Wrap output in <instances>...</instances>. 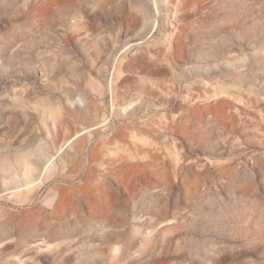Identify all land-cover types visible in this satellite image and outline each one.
<instances>
[{"label":"rangeland","instance_id":"374dc122","mask_svg":"<svg viewBox=\"0 0 264 264\" xmlns=\"http://www.w3.org/2000/svg\"><path fill=\"white\" fill-rule=\"evenodd\" d=\"M0 264H264V0H0Z\"/></svg>","mask_w":264,"mask_h":264}]
</instances>
